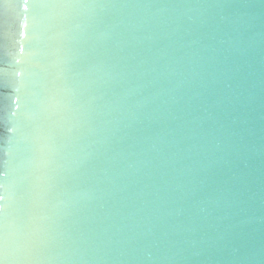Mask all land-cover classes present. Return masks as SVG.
I'll return each mask as SVG.
<instances>
[{
  "label": "water",
  "instance_id": "obj_1",
  "mask_svg": "<svg viewBox=\"0 0 264 264\" xmlns=\"http://www.w3.org/2000/svg\"><path fill=\"white\" fill-rule=\"evenodd\" d=\"M0 0L2 264H264V0Z\"/></svg>",
  "mask_w": 264,
  "mask_h": 264
},
{
  "label": "snow or ice",
  "instance_id": "obj_2",
  "mask_svg": "<svg viewBox=\"0 0 264 264\" xmlns=\"http://www.w3.org/2000/svg\"><path fill=\"white\" fill-rule=\"evenodd\" d=\"M23 7L27 11L31 7L30 0H23ZM2 264V262H0Z\"/></svg>",
  "mask_w": 264,
  "mask_h": 264
}]
</instances>
